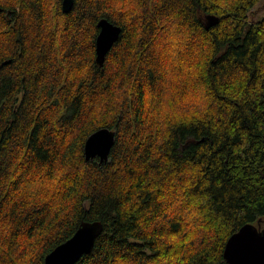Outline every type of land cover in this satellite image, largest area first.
Masks as SVG:
<instances>
[{
    "label": "trees",
    "instance_id": "trees-1",
    "mask_svg": "<svg viewBox=\"0 0 264 264\" xmlns=\"http://www.w3.org/2000/svg\"><path fill=\"white\" fill-rule=\"evenodd\" d=\"M62 1L0 0V264H45L82 221L104 230L75 264H230L264 227V0Z\"/></svg>",
    "mask_w": 264,
    "mask_h": 264
},
{
    "label": "water",
    "instance_id": "water-1",
    "mask_svg": "<svg viewBox=\"0 0 264 264\" xmlns=\"http://www.w3.org/2000/svg\"><path fill=\"white\" fill-rule=\"evenodd\" d=\"M73 4L74 0H63L62 8L68 12ZM218 21V16L207 15L206 28L209 29ZM98 27L100 31L96 39V61L103 66L108 52L119 39L122 28L107 18H101ZM8 62L10 60H6L3 64ZM116 134V130L110 127L99 128L92 132L85 141L86 160L98 158L101 164L107 162L116 142ZM103 230L104 224L101 221H82L72 237L47 254L45 264H75L84 254L93 250ZM224 256L230 264H264V227L261 220L258 225L244 224L233 233L226 243Z\"/></svg>",
    "mask_w": 264,
    "mask_h": 264
},
{
    "label": "rangeland",
    "instance_id": "rangeland-1",
    "mask_svg": "<svg viewBox=\"0 0 264 264\" xmlns=\"http://www.w3.org/2000/svg\"><path fill=\"white\" fill-rule=\"evenodd\" d=\"M255 12H256V16H257V18H259V16L262 14V11H261L259 8H257V9L255 10Z\"/></svg>",
    "mask_w": 264,
    "mask_h": 264
},
{
    "label": "bare ground",
    "instance_id": "bare-ground-1",
    "mask_svg": "<svg viewBox=\"0 0 264 264\" xmlns=\"http://www.w3.org/2000/svg\"><path fill=\"white\" fill-rule=\"evenodd\" d=\"M117 141V140H116ZM116 143V142H115ZM29 203H30V201H29ZM32 203V202H31ZM30 203V204H31ZM26 204V203H25ZM27 205H29V204H27ZM27 205H26V207H27ZM259 213V212H258ZM221 223V222H220ZM225 224V223H224ZM197 226H200V224H198ZM228 227V226H227ZM230 228H231V226H229ZM225 229V228H224ZM226 229H228V228H226ZM229 230V229H228ZM237 231V230H236ZM225 232H226V230H225ZM229 232V231H228ZM54 249V248H53ZM226 261V260H225Z\"/></svg>",
    "mask_w": 264,
    "mask_h": 264
}]
</instances>
